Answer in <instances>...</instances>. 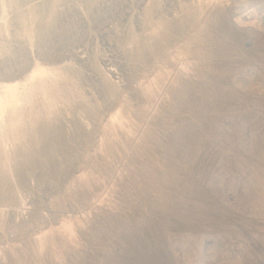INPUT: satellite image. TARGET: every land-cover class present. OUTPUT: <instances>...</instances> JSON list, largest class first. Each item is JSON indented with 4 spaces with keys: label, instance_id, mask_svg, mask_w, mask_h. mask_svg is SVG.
<instances>
[{
    "label": "rangeland",
    "instance_id": "obj_1",
    "mask_svg": "<svg viewBox=\"0 0 264 264\" xmlns=\"http://www.w3.org/2000/svg\"><path fill=\"white\" fill-rule=\"evenodd\" d=\"M5 86L0 264H264V0H0Z\"/></svg>",
    "mask_w": 264,
    "mask_h": 264
},
{
    "label": "bare ground",
    "instance_id": "obj_2",
    "mask_svg": "<svg viewBox=\"0 0 264 264\" xmlns=\"http://www.w3.org/2000/svg\"><path fill=\"white\" fill-rule=\"evenodd\" d=\"M6 87V86H5ZM11 86L6 87L4 96L6 97V99L4 100H0V118L5 114L6 110L9 108V106H11L12 101L10 100L12 98L11 95L12 94V90L10 89ZM4 97V98H5Z\"/></svg>",
    "mask_w": 264,
    "mask_h": 264
}]
</instances>
